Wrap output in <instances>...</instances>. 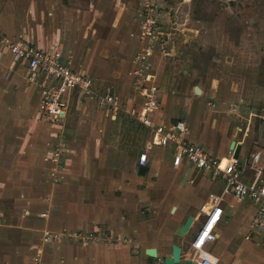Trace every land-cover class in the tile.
I'll return each mask as SVG.
<instances>
[{
    "label": "rangeland",
    "instance_id": "374dc122",
    "mask_svg": "<svg viewBox=\"0 0 264 264\" xmlns=\"http://www.w3.org/2000/svg\"><path fill=\"white\" fill-rule=\"evenodd\" d=\"M32 1L38 8L39 2L42 3V0H0V7L8 5V9L24 15L23 11ZM49 1L52 6L55 0ZM59 1L70 9L68 15L73 20L79 16L81 21L83 12L90 13L94 18L90 31L101 34L111 29L119 31L123 27H132L134 34L141 35L142 21L146 17L152 20V38L133 51L137 53L150 47L156 49L159 57L155 53L152 55L155 65L152 70L154 79L150 83L161 87L162 92L169 91L179 97L184 96L187 87L191 88L196 101L191 111V106L188 107L189 132L201 136L205 132L203 127H206L210 130L213 128L219 134L234 133L238 139L245 138L247 133V139L249 137L253 142L251 146L261 150L260 165H264V0ZM120 13L129 18L120 20ZM65 16L67 14L63 12L62 17ZM164 49L168 53L166 56ZM67 58L63 57V62L69 65ZM102 66L101 62H97L89 69H79L86 73L91 88L98 94H104V86H95L102 77ZM14 76L15 115L0 116V243L11 241L10 230L2 226L1 215H5L6 211L10 212V221L15 225L39 224L47 219L46 215L53 220L54 212L60 211L63 203L78 201L80 192L85 195L94 190L103 195L114 194L118 198L115 209L121 214L123 222H153L157 228H170L174 221L172 210L175 204L166 203L169 197L165 195H186L189 192L187 202L179 204H190L195 213H198V208L194 204L198 200H208L212 191L209 192L207 185L199 181L198 173L184 176L174 171L169 164L172 155L158 146L154 145L150 153L152 160L147 175H138L137 155L151 140V134L124 111L120 115L127 116V119L110 120L107 108L98 97L85 96L84 100L87 101L81 102V97L75 94L67 120L44 122L40 119L42 84L29 82L26 69ZM4 78V72H1L0 79ZM196 87L201 88L200 91ZM19 90L29 95L25 105L19 103ZM126 90L125 93L131 96L132 91L129 88ZM123 107L131 110L130 105L124 104ZM61 144L68 147L71 156L80 159L73 162V173L81 174L78 178L73 174V181L63 185H60V178L53 172L49 160L50 153ZM228 148L229 145L227 152ZM153 152H156L158 160L167 162L165 169L161 170ZM90 173L92 176L87 178ZM188 177H191L189 182ZM222 185L217 181L216 190L221 189ZM74 193L77 198L72 196ZM105 199L104 206H107L110 200L108 197ZM80 200L83 201L84 196ZM153 201L155 204H152ZM232 204L234 208L229 213L237 215L241 209L235 201ZM244 204L250 219L254 206L251 201ZM237 223L235 221L233 227ZM252 233L254 236L258 234L255 230ZM58 234L47 230L51 240L56 239ZM258 236L263 237L261 234ZM245 246L248 247L245 255L247 263L264 264L263 248L256 247L250 238ZM217 252L215 250L214 253ZM25 254L26 250L23 251ZM184 254L188 259V242L184 246Z\"/></svg>",
    "mask_w": 264,
    "mask_h": 264
},
{
    "label": "crops",
    "instance_id": "0c3cea01",
    "mask_svg": "<svg viewBox=\"0 0 264 264\" xmlns=\"http://www.w3.org/2000/svg\"><path fill=\"white\" fill-rule=\"evenodd\" d=\"M69 1L72 2V0ZM71 4L72 6H76L74 3ZM36 7L33 1L27 4L23 15L17 13V11L14 12L8 9V5L6 7L1 5L0 51L2 38L11 40L22 38L28 40L35 49L45 52L52 51L54 48L57 49L63 57L69 58H67L66 63L76 71H79V69L83 70V68L89 69V66L101 62L103 64L101 67L102 77L100 81L95 83L96 88L104 86L102 88L104 94L107 92L114 93L119 99L123 110L127 113H131L132 110H141L144 99L134 89L133 75L131 73L134 70V58L138 53L142 52L140 50L134 53V50L142 47L141 44L148 41L142 42L140 36L132 32V27H123L119 31L111 29L107 33L102 34L93 32V30L90 31L89 28L94 21L93 16H90L88 12H83L82 15L84 16L81 17V21H79V16H76V20H73L68 15L70 9L59 0H55L52 6L49 0H42V3L39 2V8L37 7V9ZM63 12L67 14L65 18L62 17ZM77 14L81 13L77 12ZM120 16V20L129 18L126 14L120 13ZM85 24L86 27H84ZM81 27L84 30L80 31L79 28ZM77 31L80 32L77 33ZM155 50H152L153 55ZM156 56L159 57L158 54ZM153 58L149 60L152 70L155 65ZM23 69H26L28 72L24 61L13 64L10 54H5L2 57L0 52V74L4 72L5 77L4 79H0V116L2 117H12L15 115L14 74L22 72ZM117 73H119V76H117ZM127 88L132 91L131 96L125 93ZM159 88L161 107L152 115L154 121L160 125H169L174 124V119H184L188 123L190 111L193 109L192 107L196 101L193 97L192 89L187 87L184 90V96L179 97L168 90H166L168 92H164L165 90L162 92L161 87ZM18 93L20 94L19 103L25 105L29 95L24 90H19ZM72 99L70 100V104ZM83 101L86 102L87 100H81V102ZM124 104L126 106L130 105L131 110L124 109ZM189 105L191 106L190 111L188 110ZM166 112L167 115H165ZM127 115L131 118L129 114ZM68 116L69 113H67L64 120H67ZM107 117L110 120L112 119L111 113L108 111ZM128 117L118 113L116 120L127 119ZM141 127L145 132L149 133V130L143 126ZM203 130L205 132L201 136L193 135V133L189 132L187 137L188 142L202 145L214 157L223 158L222 162L229 163L230 161H234L233 158L241 161L242 157H246L252 152L261 153L258 147L251 146L253 142L249 137L247 139V133L245 138L238 139L234 133L229 134V132H226L225 134H219L217 131L214 132L213 128L210 130L206 129V127H203ZM232 139L236 142L233 152L230 150ZM215 140L218 142H215ZM161 149L168 151L172 155L170 148ZM139 155H137L136 159L137 168ZM153 155L156 161L160 163L161 170L165 169L167 162L158 160L156 152H153ZM231 155L233 158H228ZM75 160L78 162L80 159H75V157L69 154L65 169L56 173L60 178V185L73 181L71 179L74 174L75 163L73 162ZM151 160L150 158L149 165ZM261 160L262 154L260 164ZM169 164L172 166V160ZM149 165L147 166L148 169ZM173 170L184 176H189V173H198L197 178L201 183L207 185L209 192H218L220 190H216L217 181H211L207 174L198 171L187 163H184L179 169L173 168ZM75 175L78 178L81 174L75 173ZM243 175L246 180H252L254 173L249 169H244ZM91 176L92 174L90 173V176L88 175L87 178ZM86 180L88 179H84L83 181ZM190 180L191 177H188V182ZM159 192L162 193L161 191ZM188 193L186 195H165V197H169L166 203L175 204L172 210L174 221L170 228H157L153 222L136 223L133 220L131 222H123L121 214H118L115 209V205L118 203L117 196L114 194L108 196L106 193L103 195L94 190L86 192V198L84 193L80 192L78 201H74L75 203H63L64 205L60 211L54 212L55 217L53 220H51L50 216L47 217L46 215L47 219L39 224L34 222L28 226L15 225L10 221V217H12L10 216V212L6 211V213L4 212L5 215H1L4 223L2 226L10 230L11 241L4 244L0 243V264H33L34 262L31 263V261H35L36 259H39L42 264H164L165 258L171 256L174 245L182 249V256L185 258L187 256L184 254V246L186 242L190 245L194 239L202 218L200 208L205 202L198 200L194 204L198 208V213H195V209L190 204L186 206L180 205V202H187ZM72 196L76 197L77 195L74 193ZM83 196L84 200L82 201L80 198H83ZM105 197H108L110 200L107 206H104L107 200L105 199L104 201ZM233 201L241 209L237 215L229 213V210L234 208ZM152 204H155V201ZM246 208V205L242 201L228 200L224 204L223 217L216 229L217 241L209 248L219 259V264H249L245 258L248 249L245 245L248 242V238L251 239V242L256 247L264 249V235L263 237L249 235L250 223L255 215V208L253 207L254 211L250 213V219L248 218L249 213L245 212L247 211ZM27 209L31 210L30 208ZM190 216L194 217V222L188 233L185 237L176 236L178 227L183 225ZM235 221L238 223L233 227L232 224ZM47 230L59 233V237L54 240L48 238L49 241H47ZM114 234L117 236V240ZM152 248L157 250V258L155 259L150 258L146 254V251ZM24 250H26L25 255H23ZM215 250L218 252L214 253ZM49 251L51 252L49 253ZM34 255H37L38 258H35ZM185 259L187 260V258Z\"/></svg>",
    "mask_w": 264,
    "mask_h": 264
},
{
    "label": "built area",
    "instance_id": "2783aa9c",
    "mask_svg": "<svg viewBox=\"0 0 264 264\" xmlns=\"http://www.w3.org/2000/svg\"><path fill=\"white\" fill-rule=\"evenodd\" d=\"M142 22L143 30L140 39L149 41L154 33L153 21L146 17ZM152 47L143 49L133 60L134 89L143 97L144 103L141 110H132L127 113L123 110L119 99L114 93L98 94L91 88V82L82 71H75L71 66L64 64L62 54L57 50L45 52L35 49L26 39L11 40L2 38L1 56L10 54L13 64L24 61L29 72V81L33 84H42L40 119L44 122H62L68 113L70 100L78 94L83 100L85 96L94 95L100 103L111 113L115 121L118 113L125 112L149 130V142L145 144L138 158V167L147 168L150 162V153L153 146L170 148L172 151V167L179 169L187 163L200 172L207 174L211 181L221 182L222 188L218 192H212L208 200L201 206V222L190 244V256L187 260L197 264H219V259L210 251V246L217 241V226L221 222L224 204L228 200L251 201L255 207V215L250 223V236L255 230L264 235V166L260 165L261 153L252 152L242 161L233 158V163L228 167L222 166L223 158H216L202 145L188 142L189 129L184 119L174 124H157L152 115L160 109L159 88L151 82L152 74L150 58L153 55ZM164 55H168L164 49ZM68 147L59 145L52 153L49 160L53 166V172H61L68 163ZM249 169L254 173L252 180H246L243 171ZM192 183V181H191ZM45 216V215H44ZM214 227L211 229L210 226ZM51 238L50 235H46ZM59 237L58 235L55 238ZM33 264H42L36 259Z\"/></svg>",
    "mask_w": 264,
    "mask_h": 264
},
{
    "label": "water",
    "instance_id": "95a60500",
    "mask_svg": "<svg viewBox=\"0 0 264 264\" xmlns=\"http://www.w3.org/2000/svg\"><path fill=\"white\" fill-rule=\"evenodd\" d=\"M196 90L200 91L199 87H196ZM178 120H180V119H174V123H176ZM235 145H236V142L233 141L231 143V146H230L231 152H233ZM148 170H149L148 168H144V167H138L137 168L138 175L140 177H145L148 173ZM193 222H194V217L190 216L183 225L178 227V229L176 230V236L185 237V235L190 230ZM146 254L150 258H153V259L157 258V250L154 248L148 249L146 251ZM180 263H182V264H197V263L190 261V260H184L183 256H182V249L179 246L174 245L172 248L171 256H168L165 258L164 264H180Z\"/></svg>",
    "mask_w": 264,
    "mask_h": 264
},
{
    "label": "bare ground",
    "instance_id": "6f19581e",
    "mask_svg": "<svg viewBox=\"0 0 264 264\" xmlns=\"http://www.w3.org/2000/svg\"><path fill=\"white\" fill-rule=\"evenodd\" d=\"M233 163V161H230L229 163H226V162H222V166L223 167H228V166H230L231 164ZM211 227V229L214 227V225L212 226H210Z\"/></svg>",
    "mask_w": 264,
    "mask_h": 264
}]
</instances>
